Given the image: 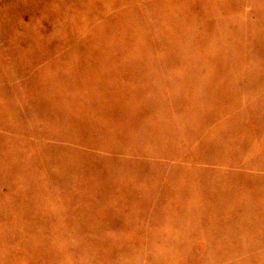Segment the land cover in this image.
I'll return each instance as SVG.
<instances>
[{
  "label": "rangeland",
  "instance_id": "1",
  "mask_svg": "<svg viewBox=\"0 0 264 264\" xmlns=\"http://www.w3.org/2000/svg\"><path fill=\"white\" fill-rule=\"evenodd\" d=\"M0 264H264V0H0Z\"/></svg>",
  "mask_w": 264,
  "mask_h": 264
}]
</instances>
